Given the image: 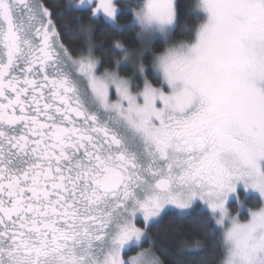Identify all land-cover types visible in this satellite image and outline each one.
<instances>
[{
  "label": "snow or ice",
  "instance_id": "snow-or-ice-1",
  "mask_svg": "<svg viewBox=\"0 0 264 264\" xmlns=\"http://www.w3.org/2000/svg\"><path fill=\"white\" fill-rule=\"evenodd\" d=\"M189 15L177 36L179 0H0V264H165L168 217L264 264V0Z\"/></svg>",
  "mask_w": 264,
  "mask_h": 264
},
{
  "label": "trees",
  "instance_id": "trees-1",
  "mask_svg": "<svg viewBox=\"0 0 264 264\" xmlns=\"http://www.w3.org/2000/svg\"><path fill=\"white\" fill-rule=\"evenodd\" d=\"M121 2L127 5L136 3V0H121ZM194 2L195 0H179L181 4V28L176 29L177 36L180 35L185 21H187L189 27H194L198 23L194 15H189L190 6ZM129 21H131L130 14L126 16L122 22L127 26ZM60 26L61 28L72 29V25L68 20L61 21ZM72 30L74 31V29ZM135 32V28L128 27L126 33L122 37L131 47L139 46L134 43ZM69 43L74 46V50L80 46V41L75 38ZM95 43L96 47L102 50L98 51L96 54L104 59L108 49L111 47V40L106 37H100ZM128 68L130 69L131 66H128ZM251 206L252 205H249V207ZM233 214L235 215V212H233ZM150 235L156 248H163L166 250L165 254L161 257L165 260V264H201L202 260H208L211 261L212 264H215L216 260L219 258V248L214 246L213 241L196 220L174 222L168 217L163 220L158 228H153ZM197 240L204 246L199 252L194 251L186 253L182 251V242L187 241L189 244H192ZM144 246L148 247L147 244ZM135 254V251L129 252V255ZM157 254L159 255L160 253L158 252Z\"/></svg>",
  "mask_w": 264,
  "mask_h": 264
},
{
  "label": "rangeland",
  "instance_id": "rangeland-1",
  "mask_svg": "<svg viewBox=\"0 0 264 264\" xmlns=\"http://www.w3.org/2000/svg\"><path fill=\"white\" fill-rule=\"evenodd\" d=\"M128 66H131V65H128Z\"/></svg>",
  "mask_w": 264,
  "mask_h": 264
}]
</instances>
